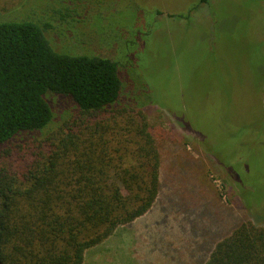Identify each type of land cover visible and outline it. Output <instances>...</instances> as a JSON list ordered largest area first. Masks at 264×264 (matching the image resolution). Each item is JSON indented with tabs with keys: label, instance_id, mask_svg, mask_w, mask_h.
<instances>
[{
	"label": "trees",
	"instance_id": "16d2710c",
	"mask_svg": "<svg viewBox=\"0 0 264 264\" xmlns=\"http://www.w3.org/2000/svg\"><path fill=\"white\" fill-rule=\"evenodd\" d=\"M22 1L0 10V264H85L111 238L110 247L122 250L136 232L128 228L118 244L113 241L118 231L152 210L167 221L173 207L161 205L157 139L167 133L146 112L153 103L137 100L145 89L136 83L138 67L129 51L128 61L119 62L114 44L103 50L88 42L90 52L79 49L80 39L64 40L72 49L55 46L61 31L91 33L94 8L110 1L111 10L123 0H53L21 14ZM208 2L197 0L188 13L172 16L188 20ZM136 29L125 30L129 48L148 35V29ZM256 120L245 125L255 136L264 119ZM203 141L211 157L225 165L223 150ZM238 161L231 158L225 167L249 202L252 188ZM202 216L206 213L197 211L177 223L171 219L175 231L201 237L192 247L185 244V252L166 236L148 241L149 250L158 245L172 251L176 264H264L262 223L232 216L229 223L201 222L196 228Z\"/></svg>",
	"mask_w": 264,
	"mask_h": 264
},
{
	"label": "rangeland",
	"instance_id": "374dc122",
	"mask_svg": "<svg viewBox=\"0 0 264 264\" xmlns=\"http://www.w3.org/2000/svg\"><path fill=\"white\" fill-rule=\"evenodd\" d=\"M196 1L123 0L115 2L111 10L108 1L92 10L91 33H58L55 46L72 49L64 40L79 43L80 39L83 45L79 49L90 52L84 45L88 42L101 44L103 50L114 44L119 62L128 61L129 51L138 67L136 83L145 89V96L140 94L137 100L153 103L146 112L152 116L151 122L167 133L157 137L162 155L161 205L173 207L167 221L152 210L118 231L113 240L118 244L123 243L121 234L126 235L128 228L136 232L129 235L122 250L110 247L111 238L92 251L85 264H176L178 256H170L172 251H160L158 245L149 250L148 241L170 237L178 252H185V244L192 247V241L201 237L175 231L171 219L177 223L189 212L206 213L195 220L196 228L201 222L211 227L215 221L229 223L232 216L264 225V0H209L191 12L188 20L172 16L188 13ZM12 2L0 0V10ZM53 2L23 0L20 13ZM113 7L116 10L112 12ZM135 28L148 29V35L140 45L134 43L129 48L125 30L132 33ZM254 119L257 124L263 120L256 136L245 126ZM201 137L223 150L225 165L231 158L239 160L252 188L246 197L255 206L243 199L230 182L229 170L211 157ZM173 198L176 206L170 204ZM234 226L221 232L217 241L228 236ZM189 264L197 263L192 260Z\"/></svg>",
	"mask_w": 264,
	"mask_h": 264
}]
</instances>
